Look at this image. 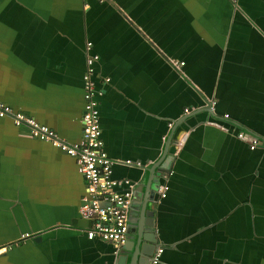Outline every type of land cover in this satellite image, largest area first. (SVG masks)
<instances>
[{
  "label": "crops",
  "instance_id": "0c3cea01",
  "mask_svg": "<svg viewBox=\"0 0 264 264\" xmlns=\"http://www.w3.org/2000/svg\"><path fill=\"white\" fill-rule=\"evenodd\" d=\"M88 55L112 177L136 203L168 186L137 264H264V0H0V101L68 143ZM84 188L74 157L0 117V264H131L134 244L87 238Z\"/></svg>",
  "mask_w": 264,
  "mask_h": 264
},
{
  "label": "built area",
  "instance_id": "2783aa9c",
  "mask_svg": "<svg viewBox=\"0 0 264 264\" xmlns=\"http://www.w3.org/2000/svg\"><path fill=\"white\" fill-rule=\"evenodd\" d=\"M87 46H90V42H87ZM96 58V55H88L86 59L87 68L83 75L84 103L81 113V136L77 143L64 141L46 124L38 122L22 111L14 110L2 101H0V117H10L15 125H27L32 137L50 142L77 160L85 182L80 213L91 220V226L86 229V236L88 239L98 237L119 247L127 241L134 182L129 178H114L111 175L113 160L104 150L100 136L97 103L94 98L95 83L92 77L93 63ZM173 63L178 67L183 62L174 61ZM237 135L247 140L250 148L256 147L259 142L258 138L249 137L244 131H239ZM122 163L140 165L139 161L134 162L129 159ZM167 187L166 183L158 187L159 198L165 196ZM160 252L161 248H158L152 261L157 260Z\"/></svg>",
  "mask_w": 264,
  "mask_h": 264
},
{
  "label": "water",
  "instance_id": "95a60500",
  "mask_svg": "<svg viewBox=\"0 0 264 264\" xmlns=\"http://www.w3.org/2000/svg\"><path fill=\"white\" fill-rule=\"evenodd\" d=\"M144 207L145 205L143 206L142 216L138 220L136 231L133 232L132 227L129 226L127 241L124 243L131 247L134 244L131 264H137L138 257L141 255L150 256V254H152V252H150L151 248L154 249L155 247L159 246V241L156 234L153 231H146L145 227L143 228V226H145V222H147V220L149 219L146 217L144 218ZM147 223L149 224L148 226H152L151 220H149V222ZM132 232L134 233L133 237ZM156 262H158V260ZM145 264H147V262Z\"/></svg>",
  "mask_w": 264,
  "mask_h": 264
},
{
  "label": "flooded vegetation",
  "instance_id": "af4514ba",
  "mask_svg": "<svg viewBox=\"0 0 264 264\" xmlns=\"http://www.w3.org/2000/svg\"><path fill=\"white\" fill-rule=\"evenodd\" d=\"M142 192H141L142 196L140 195L141 197L139 199L140 201L137 203L135 202V197H139V195H136L135 192H133V195L131 198V203H130V216L133 214L135 215L137 213V217H138L137 223H138L139 218H141V216H142L143 206L145 205V207H144V218L145 217L149 218L147 216V212L151 213V209L149 207V204H152L153 202H157L158 198H159L157 192H156V194L155 193L153 194V192L150 193V192H148V190L147 191L143 190ZM137 204H140V209H136Z\"/></svg>",
  "mask_w": 264,
  "mask_h": 264
},
{
  "label": "rangeland",
  "instance_id": "374dc122",
  "mask_svg": "<svg viewBox=\"0 0 264 264\" xmlns=\"http://www.w3.org/2000/svg\"><path fill=\"white\" fill-rule=\"evenodd\" d=\"M130 221V220H129Z\"/></svg>",
  "mask_w": 264,
  "mask_h": 264
}]
</instances>
